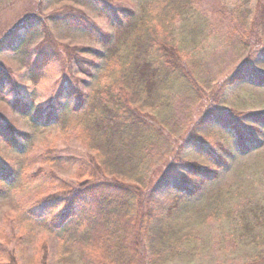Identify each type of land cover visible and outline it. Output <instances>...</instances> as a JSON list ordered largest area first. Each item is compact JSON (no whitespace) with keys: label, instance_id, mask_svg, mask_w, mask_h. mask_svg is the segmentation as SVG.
<instances>
[{"label":"rangeland","instance_id":"1","mask_svg":"<svg viewBox=\"0 0 264 264\" xmlns=\"http://www.w3.org/2000/svg\"><path fill=\"white\" fill-rule=\"evenodd\" d=\"M105 1L119 11L132 10L134 17L128 23L132 25L118 31L90 0H0V39L11 31L24 37V28L16 27L23 23L33 26L41 18L39 26L24 37L25 43L16 49L0 48V72L8 80L5 85L0 83V121L8 133L6 139L21 144V148H13L5 135H0V160L17 176L0 198V242L11 240L5 246L14 248L18 264H41L44 258L46 264H70L62 259L63 230H48L44 222L34 221L35 228L30 229L24 212L60 190L59 186L83 182L93 161L100 158L84 141V130L71 111L72 98L63 100L65 92H59L67 83L68 89L81 87L89 97L94 96L95 90L105 88L115 78L119 55L143 28L156 25L158 34L170 32L194 71L190 83L173 86L169 106L161 110L163 117L167 116L168 129L181 135L176 136L179 143L186 130L213 109L232 112V124L242 123L252 130L251 137L259 140L256 147L240 153L236 150L240 137L233 135L229 123L204 135L203 142L211 146L208 151L216 156L226 155L228 149L236 152L218 179L205 185L201 197L175 208L171 217L189 231L188 238L159 264H264V123L254 119H264V86L230 84L228 79L247 66L264 74L260 56L264 47V0ZM167 1L173 3L167 5ZM79 15L86 16L89 26L112 34L118 52L103 59L89 53H105L110 43L104 45L85 28L70 23ZM17 36H13L15 41ZM16 103L23 109L29 106L30 114L15 109ZM55 108L62 109L57 121L33 122L39 111ZM164 141L153 148L147 161L144 174L153 181L177 157L203 167L213 166L211 160L189 148L180 147L177 157L172 158L178 145ZM220 192V209L215 210L218 217L212 215L205 223L197 220L204 204ZM168 201L164 198L165 204ZM23 231H28L31 239L16 245V235ZM4 261L0 255V264Z\"/></svg>","mask_w":264,"mask_h":264},{"label":"trees","instance_id":"2","mask_svg":"<svg viewBox=\"0 0 264 264\" xmlns=\"http://www.w3.org/2000/svg\"><path fill=\"white\" fill-rule=\"evenodd\" d=\"M90 1L100 15L105 16L118 31L132 25L133 22L128 25L134 17L132 10L119 11L105 0H100L99 3ZM172 3L167 1V5ZM81 16L70 23H77L85 28L91 37L99 42L101 40L104 45L110 43V50L105 48V53L101 50H88L89 53L103 59L118 52L112 34L89 26L86 16ZM40 21L41 18L30 27L23 23L16 29L24 28L23 35L28 36L39 26ZM157 29L156 25L143 28L126 52L119 55L118 73H113L115 78L105 88L95 90L94 96L89 97L88 92L81 87L68 89L67 83L59 92V95L65 92L63 100L72 98L71 111L77 115L78 123L84 130V141L100 158L93 161L92 170L83 182L59 186L60 190L39 200L24 212L28 218L26 225L30 229L35 228L34 221L38 224L44 222L48 230H63L62 259L67 263H164L171 251L186 242L189 234L188 230L186 232L185 228L179 227L172 219L175 208L201 197L205 185L218 179L228 168L229 158L236 152L228 149L225 150L226 155H219L214 159L209 151H199L191 144L193 135L200 137L203 142L205 134L224 128L223 125L229 123V127L233 128L235 117L229 115L232 112L228 114V111L213 109L201 115L186 130L181 143L176 138L180 135L179 132L175 135L174 131L168 129L167 116L163 117L161 110L168 108L173 86L176 83H190L194 71L182 56L170 32L163 30L158 34ZM14 35L17 36V32L11 31L3 36L0 48L16 49L26 42L25 36H17L19 39L15 41ZM260 56L264 59V47L260 49ZM6 76L3 71L0 72V83L3 85L8 82L4 79ZM228 79L230 84L250 82L264 86V74L253 66L237 69ZM13 107H18L21 113L30 114V110H27L29 106L23 109L16 103ZM59 111L62 109L55 108L51 112L43 109L32 120L37 125L42 120L50 124L59 119ZM209 114L220 117L218 123L211 127H200V122ZM254 119L259 124L264 123L262 117ZM9 128L14 132L12 127ZM0 135H5V141L11 147L21 148L18 142L12 144L11 140L6 139L8 133L5 128ZM163 140L165 144L170 140V144L178 145L177 153L172 158L177 157L180 147L189 148L211 160L213 166L195 164V168H191L187 165L193 164L192 161L183 156L177 157L156 182L153 181V177L149 178L144 173L153 148ZM258 141L254 137H240L236 150L245 153L251 147H256ZM3 165L0 198L8 193L10 185L17 180L15 170L4 163ZM166 174H175L182 179L162 185L161 180ZM190 178L194 181H190ZM221 194L222 192L210 197L202 212L197 215V220L205 223L212 215L218 217L219 212L215 210L220 209L223 198ZM51 198H55L57 202H50ZM164 198H169L167 204L164 203ZM27 232L16 235V245L30 241L31 237L28 238ZM10 243L9 238L4 244L0 242V255L5 260L1 264H18L14 248L11 250L5 246ZM45 262L44 258L41 264H46Z\"/></svg>","mask_w":264,"mask_h":264},{"label":"snow or ice","instance_id":"3","mask_svg":"<svg viewBox=\"0 0 264 264\" xmlns=\"http://www.w3.org/2000/svg\"><path fill=\"white\" fill-rule=\"evenodd\" d=\"M95 2L99 3L100 0H95ZM220 117H218L215 114H209L204 120L200 122V127H211L218 123ZM3 131V121H0V133ZM233 135L237 137H248L250 138L252 136V130L246 126H244L242 123L237 122L235 125H233L232 128ZM192 146L196 147L199 151H208L211 147L206 141L202 142L200 137H197L193 135L191 140ZM187 146V145H186ZM209 155H211L214 159L216 158V153L214 151H209ZM195 163L191 165H187V167L195 168ZM4 174V165L2 160H0V175ZM181 176H177L175 174H166L165 177L161 180V184H168V183H174L179 180H181ZM52 203H56L57 201L55 198H51Z\"/></svg>","mask_w":264,"mask_h":264}]
</instances>
